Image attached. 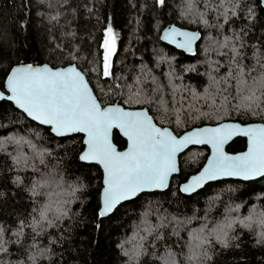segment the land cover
<instances>
[{"label": "snow or ice", "instance_id": "1", "mask_svg": "<svg viewBox=\"0 0 264 264\" xmlns=\"http://www.w3.org/2000/svg\"><path fill=\"white\" fill-rule=\"evenodd\" d=\"M62 2L67 4L68 0ZM154 2L168 7V0ZM257 7L264 11V0H186L180 18L222 34L225 25L230 26L242 17L254 27L258 19ZM60 17L59 12L47 17L51 28L59 24ZM213 18L216 23L211 22ZM249 30L246 26L234 31L232 36H224L222 43L210 37L219 59L208 61L209 70L198 73L207 77L202 91L178 83L184 77L174 70L175 58L165 55L160 56V62L169 65L165 74L167 83L152 76L154 86L149 90L146 68L141 69L144 78L137 76L132 83L123 76L118 77L112 59L117 55L118 33L111 23L103 30L99 67L84 68L79 48L72 47L70 42H57L53 37L49 58L65 61V65L17 61L16 66L4 71V78L0 80V101L14 103L37 125L46 126L50 137L83 135V148L76 160L89 167L98 165L103 172L96 212L99 218L110 217L126 202H134L142 194L169 189L173 174L180 171L177 156L189 145H210L213 152L207 165L179 186L181 193H197L209 181L223 177L245 181L264 177V123L239 119L258 116L264 120V34L257 43L249 45L245 39ZM63 35L75 36L71 32ZM159 39L195 55L201 33L188 30L187 25L170 24ZM6 55L10 53L0 47V60ZM183 71L196 72L197 68L190 65ZM93 72L104 81L107 91L105 87L97 89V85L92 84L90 74ZM104 95H119L120 100L104 104ZM165 96H170L171 100ZM133 105L142 107L131 110ZM189 119H216V124L196 127L183 134L175 131ZM163 120H167L169 126H165ZM114 129L126 137V149L119 150L113 142ZM234 137L246 138V150L230 155L224 146ZM6 144L15 146L14 152L8 153L14 168L32 173L31 183L25 186L32 207L17 219L15 228L0 222V255H11L8 245L14 244L24 254V259L16 264H38L51 253L49 246L41 247L42 240L47 239L49 245H55L63 238V225L79 215L73 212L72 205L87 185L79 177L73 182L66 180L62 167L60 171H41L40 166L46 168L48 158L53 156L50 147H42L25 136H0V151H6ZM25 147L31 149V156L24 151ZM12 183L19 186L25 181L17 174ZM4 195L0 192V197ZM242 207L243 204L226 207L219 220L210 218L208 213L204 217L194 214L181 220L175 216L156 215L159 209L149 203L141 223L117 247L126 258V264H142L145 256L152 257L151 264H214L217 245L221 249L240 247L238 243L233 245V241L239 240L234 234L237 228L247 229L255 235L256 244L264 245V207L253 206L247 215H239ZM49 229L61 232V236H49ZM173 236L176 238L174 244L165 243ZM28 239L31 243L26 247ZM0 264L11 262L0 260Z\"/></svg>", "mask_w": 264, "mask_h": 264}, {"label": "trees", "instance_id": "2", "mask_svg": "<svg viewBox=\"0 0 264 264\" xmlns=\"http://www.w3.org/2000/svg\"><path fill=\"white\" fill-rule=\"evenodd\" d=\"M185 6L186 0H168V7H160L154 0H68L67 4L62 0H45L43 3L40 0H0V47L5 53H10V56L6 55L0 60V80L4 78V71L9 70L17 61L65 65V61L49 58L53 37L57 42L62 40L64 43L70 42L74 48L78 47L83 57L80 63L84 68L99 67L102 54L99 45L103 39V30L107 23H111L118 33L117 55L112 58L118 77L123 76L128 83H132L137 76L144 78L145 73L141 69L146 68L149 70L146 80L149 90L154 86L152 76L167 83L165 74L169 71V65L160 62V56L165 55L175 58L174 70L177 75L184 77L178 83L202 91L207 84V77L198 73L209 70L208 61L219 59L213 51L215 46L210 37L222 43L224 36H232L234 31L238 32L247 26L250 29L247 37L250 39L246 37V42L249 45L255 44L264 34V11L260 7L256 8L258 19L254 27L242 17L230 26L225 25L221 34L216 29H205L201 24H189L181 19L180 14ZM199 10L203 11V8ZM57 12L61 13L59 24L51 28L47 17ZM211 22L216 23V20L213 18ZM168 23L187 25L188 28L201 32V39L197 43L199 50L195 55H187L160 41V31ZM70 32L75 36L63 35ZM248 55H251L250 49ZM190 65H195L197 71H183ZM90 75L91 82L97 85V89L105 87L107 91V86L97 73ZM111 83L108 82L109 85ZM165 99L171 100V97L165 96ZM102 100L107 104L119 102L120 97L104 95ZM139 107L142 105L132 106ZM155 112L156 108L153 106V113ZM239 119L264 122L258 116ZM163 123L169 126L167 120H163ZM204 123H216V119H189L182 128L175 131L181 133ZM33 133L39 135L34 136ZM11 135L25 136L42 147L52 149L53 156L48 158L46 168L40 166L41 171H60L62 167L66 180L73 182L79 177L87 185L77 194L79 200L72 205L73 212L79 215L63 225V238L55 245H49L47 239L42 240L41 247L49 246L51 253L40 259L38 264H126V258L117 245L132 235L135 226L141 223L149 203L154 209H159L156 215H167L169 218L175 216L181 220L194 214L204 217L206 213L210 218L219 220L223 218L226 207L238 204L244 205L239 215H247L253 206L264 207V199H261L264 197V177L249 181L222 179L206 184L203 189L191 195L179 192V184L202 166L208 154L206 146H192L179 155L180 171L171 178L169 189L142 194L134 202H126L110 217L99 218L96 212L99 207L101 170L98 165L89 167L76 160V155L83 148L81 134H73L69 138L50 137L46 126L37 125L10 102L0 101V136ZM113 140L119 148L124 147L125 140L116 130ZM245 144L244 137H236L227 145V150L239 151L244 149ZM5 149L6 151H0V192L5 194L0 197V222L15 228L17 219L32 207L25 187L31 183L32 173L30 170L24 172L14 168L8 157L9 152H14V145L6 144ZM24 151L31 156L30 148L25 147ZM17 174L24 179V184L17 186L12 183ZM97 224L100 225L99 228L96 227ZM25 232L28 233L29 229H25ZM234 234L239 240L233 241V245L238 243L240 247L221 249L217 245L214 264H264V245L256 244L255 235L242 228H237ZM48 235L60 237L61 232L49 229ZM175 239L173 236L165 243L174 244ZM30 243V239L26 240L25 246ZM8 247L11 255H0V260L16 264V261L24 259L18 245L9 244ZM148 251L151 252L152 249L149 248ZM151 261V256L142 258V264H151Z\"/></svg>", "mask_w": 264, "mask_h": 264}, {"label": "water", "instance_id": "3", "mask_svg": "<svg viewBox=\"0 0 264 264\" xmlns=\"http://www.w3.org/2000/svg\"><path fill=\"white\" fill-rule=\"evenodd\" d=\"M170 24H175V23H168V24H166V25L161 29L159 37L163 34V29H164V28H167ZM176 25H177V24H176ZM177 26H179V25H177ZM188 30H191V31H199L198 29H190V28H188ZM200 33H201V32H200ZM160 41L163 42V43H165V44H167V45H169V46H171V47H174V48H175V46L168 44L167 41H163V40H160ZM198 42H199V41H197V43H198ZM175 49H177V48H175ZM177 50H179V51H181V52H183V53H185V54H187V55H193V54H190V53L184 52V51L181 50V49H177ZM23 63H29V62H23ZM43 63H45V62H43ZM39 64H42V63H39ZM13 66H16V64L13 65ZM63 66H64V65H63ZM57 67H62V66H57ZM8 102H9V101H8ZM10 103H11V104L17 109V107L14 105V103H12V102H10ZM107 104H110V103H107ZM139 108H140V107H139ZM139 108H132L131 110H136V109H139ZM18 110H19V109H18ZM19 111H21V110H19ZM21 112H22V111H21ZM22 113H23V112H22ZM23 114H24V113H23ZM24 115H25V114H24ZM25 116H26V115H25ZM26 117H27V116H26ZM27 118H28V117H27ZM28 119H30V118H28ZM30 120H31V119H30ZM31 121H32V120H31ZM33 122H34V121H33ZM252 122H253V123H264V122H260V121H252ZM35 123H36V122H35ZM215 124H216V123H204V124H201V125L193 126V127H191L190 129H187V130H185V131H191V130H193V129L196 128V127H205V126L212 127V126H215ZM115 130H116V131L118 132V134H119V135L125 140V145H124L123 148H119L118 145L114 142V140H113V142L117 145V147H118L119 150H124V149H126L127 144H128L126 137H123L122 133H120L118 129H114V130H113V133H114ZM185 131H183V132H185ZM183 132H181L180 134H183ZM81 135H82V134H81ZM235 138H236V137H234L233 139H235ZM82 139H83V135H82ZM233 139H232V140H233ZM245 139H246V138H245ZM232 140H230V141L224 146V150H225L228 154H230V155L239 154V153H241V152H243V151L246 150L247 140H246V144H245L244 149L239 150V151H228V150H227V145H228ZM192 146H206V147L208 148V154H207V156H206V158H205V160H204L202 166H201L196 172H194V173L188 175V177L191 176V175L196 174L198 171H201V170L203 169V167L207 165V163H208V159L212 156V152H213V150H212V148H211L210 145H203V144L189 145L185 150H187L188 148H190V147H192ZM185 150H184V151H185ZM184 151H183V152H184ZM183 152H182V153H183ZM180 154H181V153H180ZM180 154H178V156H177V166H178V168H179V155H180ZM99 168H100V170H101V185H102V176H103V172H102V168H101L100 166H99ZM178 173H179V172H178ZM176 174H177V173H175V174H173V175H176ZM257 178H260V177H255V178H253L252 180H255V179H257ZM222 179H235V180H242L241 178H238V177H223V178H221V179H219V180H222ZM185 180H186V179H185ZM185 180L182 181V182L179 184V186H180L182 183H184ZM170 181H171V179H170ZM216 181H218V180H216ZM242 181H245V180H242ZM247 181H249V180H247ZM210 182H213V181H209L208 183H210ZM183 194H185V193H183ZM186 195H189V194H186ZM99 202H100V192H99Z\"/></svg>", "mask_w": 264, "mask_h": 264}]
</instances>
